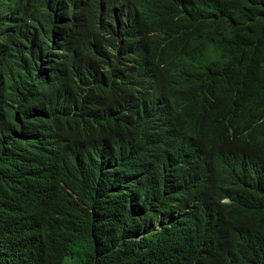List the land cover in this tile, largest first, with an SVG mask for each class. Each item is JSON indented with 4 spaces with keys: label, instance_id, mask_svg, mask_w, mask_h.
Returning a JSON list of instances; mask_svg holds the SVG:
<instances>
[{
    "label": "trees",
    "instance_id": "1",
    "mask_svg": "<svg viewBox=\"0 0 264 264\" xmlns=\"http://www.w3.org/2000/svg\"><path fill=\"white\" fill-rule=\"evenodd\" d=\"M0 264H264V0H0Z\"/></svg>",
    "mask_w": 264,
    "mask_h": 264
},
{
    "label": "bare ground",
    "instance_id": "2",
    "mask_svg": "<svg viewBox=\"0 0 264 264\" xmlns=\"http://www.w3.org/2000/svg\"><path fill=\"white\" fill-rule=\"evenodd\" d=\"M130 37V36H129ZM59 68V67H58ZM61 74V73H60ZM59 75V74H58ZM61 76V75H60Z\"/></svg>",
    "mask_w": 264,
    "mask_h": 264
}]
</instances>
